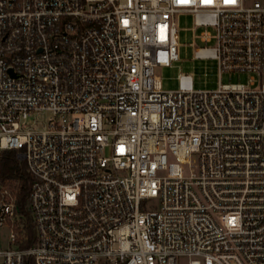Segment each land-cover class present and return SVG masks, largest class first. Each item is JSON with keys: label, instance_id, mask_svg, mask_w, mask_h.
Returning a JSON list of instances; mask_svg holds the SVG:
<instances>
[{"label": "built area", "instance_id": "1", "mask_svg": "<svg viewBox=\"0 0 264 264\" xmlns=\"http://www.w3.org/2000/svg\"><path fill=\"white\" fill-rule=\"evenodd\" d=\"M214 26L219 74L165 90L175 19ZM203 41L211 33L201 34ZM49 111L42 128L31 113ZM22 149L37 241L19 248L1 153ZM0 264H264V3L0 0Z\"/></svg>", "mask_w": 264, "mask_h": 264}, {"label": "rangeland", "instance_id": "2", "mask_svg": "<svg viewBox=\"0 0 264 264\" xmlns=\"http://www.w3.org/2000/svg\"><path fill=\"white\" fill-rule=\"evenodd\" d=\"M259 1L264 3V0ZM175 23L179 33L178 59L172 60L170 65H158L155 67V73L159 76L163 89H178L181 73L192 75L195 89L217 88L219 81L248 83L252 76L255 77L256 84L258 83L259 77L257 73L224 71L220 75L217 59L212 57H194L197 47H213L216 45V29L214 26H196L194 17L190 13L180 14L176 17ZM204 31L211 33L209 41L201 39V34ZM51 116L52 114L49 111L31 113L26 119V124L28 127L42 128L48 124ZM9 189L13 192L10 187ZM8 234L9 230L7 227L1 229L0 247H7ZM179 263L188 264V258L181 257Z\"/></svg>", "mask_w": 264, "mask_h": 264}, {"label": "trees", "instance_id": "3", "mask_svg": "<svg viewBox=\"0 0 264 264\" xmlns=\"http://www.w3.org/2000/svg\"><path fill=\"white\" fill-rule=\"evenodd\" d=\"M22 149H4L1 153V179L13 190L18 214L17 245L26 249L37 241L36 224L32 215L30 192L33 176L25 159L20 156ZM25 264H36L32 256H26Z\"/></svg>", "mask_w": 264, "mask_h": 264}]
</instances>
